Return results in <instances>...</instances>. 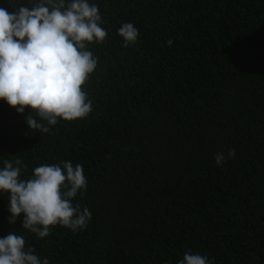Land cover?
Wrapping results in <instances>:
<instances>
[{"label": "trees", "instance_id": "obj_1", "mask_svg": "<svg viewBox=\"0 0 264 264\" xmlns=\"http://www.w3.org/2000/svg\"><path fill=\"white\" fill-rule=\"evenodd\" d=\"M88 2L108 33L88 45L92 111L44 133L0 100V170L19 159L27 180L40 165H82L87 187L72 202L92 218L40 238L23 214L8 224L0 193V238L22 235L49 264H178L185 252L264 264V0ZM124 23L138 29L128 47Z\"/></svg>", "mask_w": 264, "mask_h": 264}, {"label": "clouds", "instance_id": "obj_2", "mask_svg": "<svg viewBox=\"0 0 264 264\" xmlns=\"http://www.w3.org/2000/svg\"><path fill=\"white\" fill-rule=\"evenodd\" d=\"M107 35L98 6L88 0H39L13 12L0 7V100L18 114L29 109L28 128L44 133L58 121L86 118L92 101L84 85L98 63L88 45L102 44ZM118 35L128 47L136 42L138 29L124 23ZM227 155L234 157L235 149ZM224 161L223 153L215 156L217 166ZM22 167L17 159L5 161L0 170V193L8 194L9 225L23 214L22 229L40 238L48 237L57 225L74 232L87 227L92 213L72 202L87 187L82 165L70 161L40 165L27 180L20 179ZM0 264L49 261H41L24 237L12 231L0 238ZM178 264L209 262L206 256L185 252Z\"/></svg>", "mask_w": 264, "mask_h": 264}]
</instances>
